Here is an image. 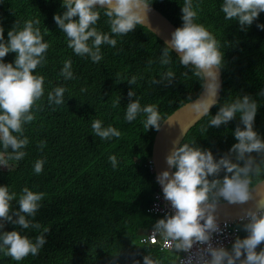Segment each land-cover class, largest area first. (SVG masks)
Masks as SVG:
<instances>
[{
  "label": "trees",
  "instance_id": "obj_1",
  "mask_svg": "<svg viewBox=\"0 0 264 264\" xmlns=\"http://www.w3.org/2000/svg\"><path fill=\"white\" fill-rule=\"evenodd\" d=\"M63 3L64 0H0V27L4 29L5 41L8 31H19L26 21L39 20L34 26L40 28L44 42L49 44L44 64L33 72L45 78L44 96L33 108L35 119L23 126L29 140L22 149L26 155L17 161L7 159L5 154L7 164L0 165V186H8L10 193H16V200L11 202L13 220L18 219V199L25 187L43 193L35 216L26 217L31 224H39V229L0 221L5 225L0 234L15 230L33 242L43 235L46 243L37 255L29 254L21 261L0 252V264H145V258L153 264H176L175 249L167 251L136 242L140 230L154 229L165 218L147 212L159 189L151 163L157 130L144 128L143 112L131 122L125 115L132 102L138 101L141 108L155 105L161 126L200 94L205 79L195 75V66H184L170 48V63H163L167 46L139 24L127 34L112 33L110 18L105 15L107 9L103 8L95 7L100 18L92 27L115 39L116 46L101 45L99 62L76 55L54 19L67 11ZM224 3L225 0H192L197 12L194 23L204 25L212 33L222 53V90L217 105L188 133L182 146L211 152L216 163L226 158L243 168L251 160L247 176L250 188L264 178V151L245 153L243 159L232 151L238 143L236 129L245 128L240 113L218 127L210 121L225 105L248 96L257 105L253 130L264 142V29L259 27L264 25V12L251 25H241L238 18L226 19ZM148 5L167 16L177 28L183 26L185 0H148ZM88 43L91 45L92 41ZM15 58V53H9L4 62L14 63ZM69 59L74 78L65 80L60 73ZM133 77L135 84L130 83ZM56 87L66 89L61 105L48 102V93ZM129 92L135 95L129 97ZM95 120H100L103 127L116 128L120 137L102 140L95 136ZM3 151L0 144V153ZM111 155L118 160L115 169L108 159ZM41 159L45 163L37 175L34 164ZM174 169L177 171L175 166ZM233 174L221 166L217 173L207 176L210 185L220 181L216 188L210 187L207 202L226 201L218 195L219 189L223 179ZM256 215H264V209ZM249 223L251 218L233 223L238 231L226 251L235 264L246 259L243 249L236 259L233 246L237 239L248 237ZM262 250L264 242L256 252ZM222 264H228L227 257Z\"/></svg>",
  "mask_w": 264,
  "mask_h": 264
},
{
  "label": "clouds",
  "instance_id": "obj_2",
  "mask_svg": "<svg viewBox=\"0 0 264 264\" xmlns=\"http://www.w3.org/2000/svg\"><path fill=\"white\" fill-rule=\"evenodd\" d=\"M96 5L107 6L105 15L110 18L111 32L123 35L144 22L146 16L141 13L148 9V0H64L63 7L67 11L63 17L56 15L55 22L66 34L68 47L76 55L89 56L93 62H99L102 59L101 45L108 44L115 47L117 44L115 39L92 27L100 18V12L94 10ZM222 11L228 20L238 18L241 25H251L260 13L264 12V0H225ZM182 13L184 24L172 34L164 50L163 63H170L167 57L171 48L182 54L180 62L184 66L190 64L195 66L196 76L202 79L211 78V82L204 85L208 99L198 100L190 105L197 116H202L209 112L215 102L214 98L219 88L215 69L222 63V53L212 33L204 25L194 23L197 12L193 10L192 0H185ZM39 23V20L26 21L21 30L17 31L14 28L8 31L6 41L4 29L0 27V144L4 150L0 153V165L7 164L5 154L7 159L17 161L26 155L22 149L28 145L29 140L24 136L23 126L35 119L33 108L44 96L45 78L33 74L38 66L44 64L45 54L49 48V44L44 42L40 28L34 26ZM259 27L264 29V25ZM90 40L91 45L88 43ZM9 53L16 54L14 63L4 62V58ZM60 75L65 80L74 78L70 59L64 62ZM172 75L170 71L168 76ZM130 83L135 84L136 78L133 77ZM65 92L64 87L53 89L48 93L49 104H63ZM261 94L264 95V93ZM128 95L131 97L135 93L129 92ZM140 112L146 114V119L143 121L144 128L146 130L155 128L159 131L161 115L155 105L141 108L138 101L132 102L127 107L125 119L131 122ZM256 112V103L250 97L244 96L222 107L210 121L211 125L218 127L231 121L237 113H240L245 128L244 130L239 127L236 129L234 135L238 143L232 148L233 152L239 153L240 159L244 158L245 153L264 151V142L253 130ZM92 129L95 136L102 140L118 138L121 135L120 131L112 126L103 127L100 120L92 122ZM40 147L43 150V141ZM9 149L12 150L11 153L8 152ZM108 159L115 169L118 165L117 157L111 155ZM44 163L42 159L35 162L34 172L37 175L42 173ZM167 163L177 168L174 178L169 179L170 173L165 171L157 179L163 186L165 199L171 201L176 209V215L158 221L156 229L163 230L167 237L180 241L176 245L178 249H190L194 240L206 242L209 240L208 231L216 230L217 226L211 214L207 216L205 224L201 225L200 221L205 219L207 208L203 205L208 200L210 187L216 188L220 183V181H214L210 185L207 176L217 173L221 166L234 174L223 179L218 195L230 203L243 204L252 199L249 189L250 180L247 178L251 160L243 168L232 164L226 158L216 163L211 152H202L185 144L167 158ZM42 199L43 193H35L25 187L18 199L19 211L15 213L18 219L13 220L10 211L11 202L16 200V193H10L8 186H0V221L14 223L24 229L29 227L39 229V224H31L26 217L35 216ZM209 207L214 208L212 205ZM248 215L251 217V223L246 226L249 235L243 240H236L233 246L235 258H240L243 249L247 256L242 264H264V250L256 252L258 245L264 242V215L257 217L251 212ZM4 226V223H0V229ZM44 231L47 232L48 229ZM45 243L43 235L37 236L33 242L15 230L0 234V252L15 261H21L29 254L37 255ZM211 251L213 256L211 264H222L225 257L228 258V264H235V260L224 249ZM145 264H153V262L145 258Z\"/></svg>",
  "mask_w": 264,
  "mask_h": 264
},
{
  "label": "water",
  "instance_id": "obj_3",
  "mask_svg": "<svg viewBox=\"0 0 264 264\" xmlns=\"http://www.w3.org/2000/svg\"><path fill=\"white\" fill-rule=\"evenodd\" d=\"M97 8L107 9V6L96 5ZM142 15L146 16L143 23L139 24L145 27L149 32L155 34V36L161 40L166 46L172 38V34L178 29L168 18L164 16L159 10L154 9L148 5L146 12H142ZM171 49V48H170ZM179 58L181 53L171 49ZM218 77L219 88L216 94L215 102L209 109V112L217 105L221 96L222 90V74L220 68L215 69ZM205 84L211 82L210 77H205ZM204 84V85H205ZM208 99L205 87H203L200 94L185 103L181 108L176 110L171 116H169L160 126L157 131L155 143L152 144L151 163L154 166L156 178H158L163 172L168 171L170 173L169 179L174 178L176 172L174 166H170L167 163V158L173 154V152L182 146L188 133L209 113L202 116H197L195 112L190 108V105L198 100ZM158 181V179H157ZM159 189L164 195L163 186L158 182ZM252 199L240 204L230 203L227 200L224 202H205L203 207L207 208L205 213V219L211 214L214 220H229L238 221L251 218L248 213H254L255 215L260 213L264 209V178L257 181L250 188ZM165 197V196H164ZM166 202L172 204L171 201L166 199ZM210 205L214 206L209 207Z\"/></svg>",
  "mask_w": 264,
  "mask_h": 264
},
{
  "label": "built area",
  "instance_id": "obj_4",
  "mask_svg": "<svg viewBox=\"0 0 264 264\" xmlns=\"http://www.w3.org/2000/svg\"><path fill=\"white\" fill-rule=\"evenodd\" d=\"M147 212L150 215L164 217L165 220L171 216L176 215V209L166 202L161 190L158 189L152 197ZM250 219V218H248ZM247 219V220H248ZM229 221V220H214L216 224V230L208 231L209 240L206 242L193 241L190 249H178L176 245L180 243L166 236L163 230L157 231L156 228L149 230H140L137 234V244H144L147 246H156L163 250L177 251L176 264H211L213 260V249H226L233 243L234 237L237 234V226L233 223L245 221ZM206 219L200 221L201 225L205 224Z\"/></svg>",
  "mask_w": 264,
  "mask_h": 264
},
{
  "label": "rangeland",
  "instance_id": "obj_5",
  "mask_svg": "<svg viewBox=\"0 0 264 264\" xmlns=\"http://www.w3.org/2000/svg\"><path fill=\"white\" fill-rule=\"evenodd\" d=\"M178 242V240H176V243Z\"/></svg>",
  "mask_w": 264,
  "mask_h": 264
}]
</instances>
